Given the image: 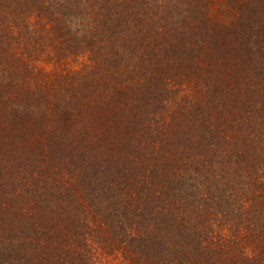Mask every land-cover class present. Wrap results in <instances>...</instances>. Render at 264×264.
<instances>
[{
    "label": "trees",
    "instance_id": "trees-1",
    "mask_svg": "<svg viewBox=\"0 0 264 264\" xmlns=\"http://www.w3.org/2000/svg\"><path fill=\"white\" fill-rule=\"evenodd\" d=\"M0 264H264V0H0Z\"/></svg>",
    "mask_w": 264,
    "mask_h": 264
}]
</instances>
